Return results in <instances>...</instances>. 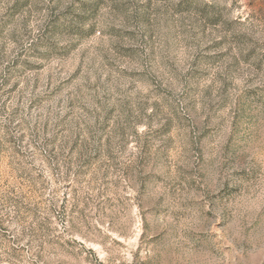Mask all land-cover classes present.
Masks as SVG:
<instances>
[{"label": "rangeland", "instance_id": "rangeland-1", "mask_svg": "<svg viewBox=\"0 0 264 264\" xmlns=\"http://www.w3.org/2000/svg\"><path fill=\"white\" fill-rule=\"evenodd\" d=\"M0 264H264V0H0Z\"/></svg>", "mask_w": 264, "mask_h": 264}]
</instances>
